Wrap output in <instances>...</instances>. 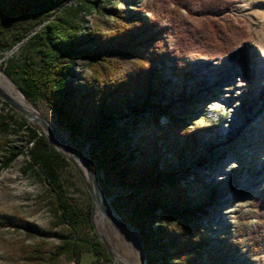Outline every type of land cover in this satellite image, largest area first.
<instances>
[{
	"label": "trees",
	"instance_id": "1",
	"mask_svg": "<svg viewBox=\"0 0 264 264\" xmlns=\"http://www.w3.org/2000/svg\"><path fill=\"white\" fill-rule=\"evenodd\" d=\"M98 2L102 1L0 0V63L4 53L24 43L21 57L9 59L5 71L30 100L43 101L52 110L74 145L88 146L89 165L96 175H104L105 192L104 181L127 191L123 200L129 205L128 223L139 231L148 264H198L207 248L198 221L208 211L193 203L178 171L170 170L168 161L162 163L161 153V144L178 143V138L184 142L182 149L191 151L195 135L138 132L144 112L152 107L149 101L163 83L158 66L170 60L174 74L179 75L189 70V59L230 55L237 50L235 32L210 20L195 32L181 30L171 48L163 39L171 34L170 28L156 17L142 18L141 10L134 15L112 10L119 24L116 31L88 28L87 15L108 12ZM176 4L192 10L193 0H176ZM227 7L226 0H203L201 11L214 16ZM131 58L136 60L135 68L123 74L122 61ZM78 61L92 75L77 71ZM21 128L28 133L29 166L47 184L48 193L54 196L52 211L67 226V235L50 254L41 246L23 247L26 262L60 264L68 257L77 264L112 263L92 225L91 209L81 216L65 197L60 172L69 166L67 158L26 120L19 123L11 116L3 117V133ZM21 154V150L8 152L2 169ZM82 223L90 228L94 242L79 236ZM22 227L29 236L41 234L29 223Z\"/></svg>",
	"mask_w": 264,
	"mask_h": 264
},
{
	"label": "rangeland",
	"instance_id": "2",
	"mask_svg": "<svg viewBox=\"0 0 264 264\" xmlns=\"http://www.w3.org/2000/svg\"><path fill=\"white\" fill-rule=\"evenodd\" d=\"M101 1L97 5L108 12L95 11L86 16V21L88 28L97 27L105 33L119 28L112 10L124 15H134L141 10L144 19L156 17L164 27L170 28L171 34L164 35L163 39L171 48L181 30L195 32L210 20L235 32L237 50L230 55L189 59L186 64L189 70L179 75L174 74L170 60L158 66L163 83L158 85V94L149 101L152 107L144 112L145 121L139 126L138 134L152 136L164 130L174 137H179L180 133L195 135L191 151L183 150L184 142L178 138V143L161 144V153L162 163L168 161L170 170L178 171L177 176L182 186L191 192L193 203L208 211V215L198 221L200 236L207 243L198 264H264V0H226L227 9L214 16L203 14V0H193L192 10L178 7L176 0ZM40 28L39 25L32 34ZM23 46L24 43H20L3 54L0 72H5L9 59L21 57ZM122 65L123 74H127L135 68L136 60L125 59ZM76 70L92 75L82 61H78ZM1 74L9 80L3 72ZM0 88L8 94L1 84ZM3 102L0 98V264H28L21 252L23 247L41 246L50 254L62 242L60 238L67 235V226L52 211L54 196L48 193L47 184L37 174L38 170L29 166L28 133L22 128L18 132L10 129L3 133V117L11 116L19 123L26 120L44 134L55 149H60L62 144L39 121L43 116V120L47 119L65 134L85 161L89 163L91 158L88 146L74 145L68 131L58 125L52 110L43 101L34 103L37 111L35 108L26 110L38 121L11 106L12 110L7 108ZM232 129H236L234 133ZM19 150L23 154L9 168L2 169L8 152ZM75 160L76 165L68 160L69 166L60 172V178L65 185V197L83 216L94 208V199L85 179L86 167ZM94 175L116 216L128 223L129 205L123 200L127 191L104 181L105 192L101 183L104 175ZM94 209L95 221L97 204ZM24 223L41 234L29 236L22 227ZM109 223L113 230L120 232L114 231V241L96 223L94 230L112 256V263L104 264H121V257H131L137 243L126 230L112 220ZM79 236L85 242H94L85 223L79 229ZM60 264L77 262L66 257Z\"/></svg>",
	"mask_w": 264,
	"mask_h": 264
},
{
	"label": "bare ground",
	"instance_id": "3",
	"mask_svg": "<svg viewBox=\"0 0 264 264\" xmlns=\"http://www.w3.org/2000/svg\"><path fill=\"white\" fill-rule=\"evenodd\" d=\"M256 68L259 69V64L256 63ZM6 76V75H5ZM4 76V77H5ZM7 77V76H6ZM9 80L3 78L1 72H0V84L4 86L8 90V95L22 108L29 110L35 108V106L24 96V94L21 92L19 87L10 79ZM2 89V88H1ZM254 92V91H253ZM7 94V93H6ZM41 116V114H39ZM32 118H35V115L31 114ZM44 118L43 116H41ZM46 119H44L45 121ZM46 124L49 126L50 129H55L52 124L45 121ZM236 129H232L231 132L234 133ZM65 136V134H63ZM64 152L67 153L66 149H62ZM85 179L87 180V183L89 184L90 188L93 190V192L96 194L97 197H99L100 202H97V212L95 215V223L96 226L101 230H103L111 239V241H114V231L117 233H120L117 229L111 228L109 221L114 218H117L116 214L110 207V202H107V200L104 197L102 188L100 186V182L97 179L96 176H91L88 172H85ZM135 239V238H134ZM136 240V239H135ZM137 243V241H136ZM120 258V257H119ZM122 263L121 264H143V259L140 253V249L138 244H134V249L132 251L131 257H121ZM120 263V262H119Z\"/></svg>",
	"mask_w": 264,
	"mask_h": 264
},
{
	"label": "water",
	"instance_id": "4",
	"mask_svg": "<svg viewBox=\"0 0 264 264\" xmlns=\"http://www.w3.org/2000/svg\"><path fill=\"white\" fill-rule=\"evenodd\" d=\"M3 72L8 78H10L15 84L16 82L10 77V75H8V73L5 71H1ZM17 85V84H16ZM18 86V85H17ZM19 87V86H18ZM20 89V87H19ZM21 90V89H20ZM22 92V90H21ZM23 93V92H22ZM24 94V93H23ZM24 96L35 106V110L34 111H37V107L36 105L34 104V102L32 100H30L25 94ZM0 98L3 99L4 102H6L7 104H9V106H11L12 108L20 111L21 113H23L24 115H26L29 119L33 120V121H38L37 118H32L31 117V114L30 112L26 111V109L22 108L19 104H17L8 94H6L1 88H0ZM34 114V113H33ZM38 114V113H37ZM36 114V115H37ZM44 126L45 128L48 130V132L51 134L52 137H54L55 139H57L62 145L59 148H57L58 151L62 152L66 158L72 162L74 165H76V160H80L86 167V171L91 175V176H95L93 170L91 169L89 163L87 161H85L75 150V148L73 147V145L71 144V142L68 140L67 137H65L62 133H60L57 128L55 127V129H50L49 126L46 124L45 121H47L48 123H50L47 119L44 121L42 119V117H40V120H39ZM51 124V123H50ZM66 149L67 150V153L64 152L62 149ZM88 184V183H87ZM89 187V185H88ZM89 190H90V194L92 196V198L94 199V208H96V203L97 202H100V199L99 197L96 196V194L93 192V190L89 187ZM107 202H109L107 200ZM92 209V225L94 226L95 228V221L93 219V215H94V212H95V209ZM113 222L121 227L122 229L126 230L128 233H130L137 241V244L139 246V249H140V253H141V256H142V259H143V264H148L147 262V258H146V252H145V248H144V244H143V241L141 239V236L139 234V231L134 228L131 224L127 223V222H123L121 221L118 217L117 218H114L113 219ZM96 231V230H95ZM97 233V231H96ZM98 235V233H97ZM99 239L101 240V237L98 235ZM110 257L112 258L111 256V253L108 252Z\"/></svg>",
	"mask_w": 264,
	"mask_h": 264
}]
</instances>
